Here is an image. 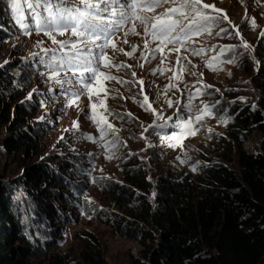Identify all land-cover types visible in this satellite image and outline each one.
I'll return each instance as SVG.
<instances>
[{
	"label": "rangeland",
	"instance_id": "1",
	"mask_svg": "<svg viewBox=\"0 0 264 264\" xmlns=\"http://www.w3.org/2000/svg\"><path fill=\"white\" fill-rule=\"evenodd\" d=\"M203 2L222 10H207L212 15H226L227 19L209 25V30L199 35L190 34L182 44L161 45L159 40L153 39L151 25L145 33V25L134 18L116 29L113 43L123 51H115L109 46L104 52L112 65L122 66L105 68L103 62H99V70L116 79L101 78V84L94 83L93 88L99 95L93 94L91 101L71 72L58 70L59 75L51 78L53 58L58 63L69 49L61 50L58 45H53L42 32L32 31L25 35L17 22L18 14L11 9L14 23L9 39L0 45V63L18 59L29 63L36 71L18 89L24 91L18 104L22 103L30 115L28 124L34 127L31 131L34 140L29 148L31 157L25 158L21 165H11L7 171L16 186V198L25 205L21 210L30 239L45 251L40 257L32 258L31 264H47L57 255L67 257L73 263L89 264L93 248L100 251L106 264L141 261L139 244L110 227L105 218H110L113 213L123 214L111 197V189L117 185L131 187L124 167L132 169L135 166L149 184L147 193H138L153 205L163 177L176 181L184 177L196 180L206 175V163L222 155L221 150L225 148L222 141L231 142L226 132L232 117L230 105L257 106L251 78L259 69L254 48L257 44L264 47V36L261 35L264 32V0ZM66 6L83 7L76 5L74 0H68ZM170 6L164 4L155 11L162 13ZM141 15L151 17L153 13ZM25 19L29 24L34 23L27 17L26 8ZM108 19L112 18L109 16ZM133 25L138 34L131 31ZM69 38L68 35L57 36L58 40ZM242 41L250 47L245 49ZM158 47L163 51L157 50ZM93 52H99V49L94 48ZM209 63L215 70L207 66ZM70 77L71 82H68ZM102 88H106L107 93L101 91ZM197 90L201 94H197ZM75 92H80L78 99L73 95ZM101 100L107 111L101 106ZM169 101L172 107L168 106ZM149 104L161 119L148 110ZM186 106H190V110ZM205 106L211 114L199 122L193 121L192 126L199 129L196 135L182 139V147H169V143L177 141L164 137L173 132L180 133L181 119L199 115ZM93 116L97 122L90 119ZM101 117L113 126L109 129L107 124L103 125L106 133L103 138L98 128ZM169 117L172 119L168 120ZM74 122L78 127L73 126ZM10 135L4 129L1 131L0 153H3L2 140ZM260 140V135L253 133L243 144V150L255 152L260 147ZM2 164L5 165L3 161ZM23 165L27 169L38 165L54 179H43L44 185L32 192L20 182ZM39 203L50 204L58 217L39 216Z\"/></svg>",
	"mask_w": 264,
	"mask_h": 264
},
{
	"label": "trees",
	"instance_id": "2",
	"mask_svg": "<svg viewBox=\"0 0 264 264\" xmlns=\"http://www.w3.org/2000/svg\"><path fill=\"white\" fill-rule=\"evenodd\" d=\"M12 10L8 0H0V45L9 39ZM262 46L254 48L259 69L252 82L256 89V107L229 106L232 116L227 127L231 142L222 141V155L205 164L206 175L180 181L163 177L151 205L139 194L149 191L137 169L124 167L131 187L111 189V197L121 213H113L106 223L139 244L140 260L134 264H264V62ZM264 49V47L262 48ZM14 63V65H12ZM18 71V72H17ZM34 67L15 59L0 63V264H31L45 254L24 225L15 185L7 176L10 166L30 158L34 127L22 103L18 89L34 75ZM260 137L255 152L243 150L253 133ZM5 163V165L2 164ZM8 163V164H7ZM20 176L30 191L40 189L43 179L52 174L35 165ZM127 168V169H126ZM53 181V180H52ZM56 185L59 180L55 178ZM44 192V191H43ZM25 206V205H24ZM37 213L58 217L50 204H38ZM44 216V217H45ZM30 236H29V235ZM89 264H106L100 251L91 249ZM47 264H77L57 255Z\"/></svg>",
	"mask_w": 264,
	"mask_h": 264
},
{
	"label": "snow or ice",
	"instance_id": "3",
	"mask_svg": "<svg viewBox=\"0 0 264 264\" xmlns=\"http://www.w3.org/2000/svg\"><path fill=\"white\" fill-rule=\"evenodd\" d=\"M13 12L18 15L16 17L20 27L24 30L25 35H30L32 31L43 33L47 36L53 45H58L61 50L67 48L69 52H65L64 56L56 62L53 58L52 77L59 75L58 70H66L76 77V82L80 84L83 90L89 94L91 101L92 95L99 93L93 88V84H101V78L104 80L116 79L107 73L99 70V62H103V67L109 68L115 66L119 69L122 65H112L111 59L105 48L111 46L115 51H123L113 43L114 31L118 29L123 23L132 20L133 18L145 25V33L149 32L148 25H151V35L154 40H159L160 44L167 46L168 44L183 43L190 38V34L199 35L203 31L209 30V25L217 23L220 19H227L223 17L212 15L209 9L215 12H221L214 4L204 3L203 0H74L76 5L83 7L69 8L67 7L68 0H8ZM164 4L171 5L162 13H156V9L162 7ZM25 8L27 9V17L31 18L34 23L29 24L25 19ZM147 9L152 12L151 17L142 16L139 12ZM118 17V19H108V17ZM255 27V20L252 21ZM135 33V25L131 29ZM226 31V29H221ZM69 39L58 40L57 36H66ZM219 35V33H216ZM239 36V32L236 33ZM264 36V32L261 33ZM126 42V41H125ZM40 43H43L42 41ZM147 46V41L145 42ZM242 46L247 49L250 46L247 42L242 41ZM99 49V52L94 53L93 49ZM135 49H133L134 51ZM159 51H163L162 47H158ZM45 52L48 49L44 50ZM54 51V50H53ZM200 52L203 49L199 50ZM231 51V47L229 48ZM131 55V53H125ZM199 54V52L195 53ZM210 69L215 70L213 65H207ZM135 75V73H133ZM60 82V81H58ZM71 82V77L69 81ZM62 83V82H61ZM210 87V86H209ZM101 91L107 93L106 88ZM197 94H201L197 90ZM73 95L78 99L80 92H75ZM147 101V97L145 98ZM75 102V101H73ZM179 103V102H177ZM101 106L107 111V107L101 100ZM169 107H172V102L169 101ZM95 109L96 105H92ZM190 110V106H186ZM148 110H151L154 115H157L156 110L148 105ZM210 110L207 106L200 110V114L188 119H181L180 133L173 132L170 136L164 137L169 141L176 140L177 143H169V147H182L181 140L188 136L196 135L199 129L194 128L193 121L199 122L205 115H210ZM157 115V119H161ZM93 122H97L95 116L90 117ZM172 118L169 117L168 120ZM165 121V125L167 124ZM104 124H107L109 129L113 126L107 123L104 117L98 122V128L101 133V138L104 137ZM74 127L78 124L74 122ZM163 127L164 125H150L149 127ZM147 131V129H145ZM91 139V137H88ZM111 158V157H107Z\"/></svg>",
	"mask_w": 264,
	"mask_h": 264
},
{
	"label": "bare ground",
	"instance_id": "4",
	"mask_svg": "<svg viewBox=\"0 0 264 264\" xmlns=\"http://www.w3.org/2000/svg\"><path fill=\"white\" fill-rule=\"evenodd\" d=\"M212 10V9H211Z\"/></svg>",
	"mask_w": 264,
	"mask_h": 264
}]
</instances>
